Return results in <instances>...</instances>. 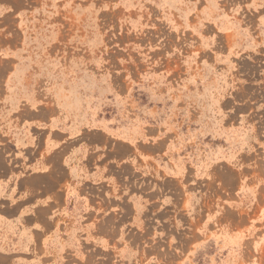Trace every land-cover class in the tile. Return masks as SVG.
Segmentation results:
<instances>
[{
    "label": "rangeland",
    "instance_id": "obj_1",
    "mask_svg": "<svg viewBox=\"0 0 264 264\" xmlns=\"http://www.w3.org/2000/svg\"><path fill=\"white\" fill-rule=\"evenodd\" d=\"M262 1L0 0V264H264Z\"/></svg>",
    "mask_w": 264,
    "mask_h": 264
},
{
    "label": "crops",
    "instance_id": "obj_2",
    "mask_svg": "<svg viewBox=\"0 0 264 264\" xmlns=\"http://www.w3.org/2000/svg\"><path fill=\"white\" fill-rule=\"evenodd\" d=\"M4 4H0V9H3ZM264 6V0L259 2L258 7ZM257 7V8H258ZM34 169V171H32ZM21 171L23 175H28L25 178L17 177L13 178L12 184L10 186L11 181L8 180L9 183V198L13 199V201H22L29 195V192H26L27 184L31 188V191L34 192L31 194L32 199L35 201H58L61 198L60 193V169L58 167H25ZM61 173H63V167L61 169ZM16 186H19L23 191L19 192L18 195L15 194Z\"/></svg>",
    "mask_w": 264,
    "mask_h": 264
}]
</instances>
